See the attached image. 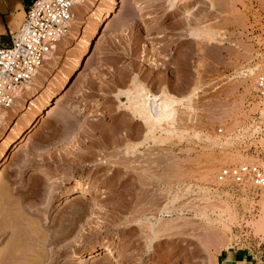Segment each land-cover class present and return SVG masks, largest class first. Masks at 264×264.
<instances>
[{"label": "rangeland", "instance_id": "1", "mask_svg": "<svg viewBox=\"0 0 264 264\" xmlns=\"http://www.w3.org/2000/svg\"><path fill=\"white\" fill-rule=\"evenodd\" d=\"M86 5L39 81L47 104L3 149L0 264H264V189L218 179L264 149V0ZM140 91L181 101L168 133L125 125Z\"/></svg>", "mask_w": 264, "mask_h": 264}, {"label": "built area", "instance_id": "2", "mask_svg": "<svg viewBox=\"0 0 264 264\" xmlns=\"http://www.w3.org/2000/svg\"><path fill=\"white\" fill-rule=\"evenodd\" d=\"M81 1L33 0L21 24L11 34L9 45L0 47V120L12 110L18 94L25 91L26 85L55 53ZM255 89L264 98V75L257 76ZM216 132L221 134L222 129ZM218 179L235 190L264 189V149L250 162L222 167Z\"/></svg>", "mask_w": 264, "mask_h": 264}, {"label": "bare ground", "instance_id": "3", "mask_svg": "<svg viewBox=\"0 0 264 264\" xmlns=\"http://www.w3.org/2000/svg\"><path fill=\"white\" fill-rule=\"evenodd\" d=\"M90 4V5H92L93 7L95 6L94 5V0H82L79 4H78V6L75 8V12H74V14H73V18H72V21H71V23H70V25H69V29H68V32H67V35L63 38V39H61L60 40V42L57 44V46L55 47V53L54 54H52V55H50V58H49V61L47 62V64H46V66H48V65H50V69H48V70H51V71H53L54 70V67H52L53 65L55 66V65H57L58 64V61H57V56L55 57V54L57 53L58 54V52H57V50L59 49V47H60V45L61 44H63V43H65V41L67 40V37H69V36H72V28H73V26H74V24H76V19H77V17H80V16H78V14L79 13H81L82 14V12H80L81 10L83 11V13L84 14H88L89 12H91L92 10L89 8V6H87L86 4ZM96 6H98V5H96ZM97 8V7H96ZM100 9V8H99ZM113 17L115 18V15H113ZM116 17H117V14H116ZM108 26L106 25V27H104V28H107ZM106 30V29H105ZM103 32H104V30H103ZM66 39V40H65ZM60 50V49H59ZM65 53H68V52H65ZM64 55V54H63ZM61 57V56H60ZM58 58H59V56H58ZM66 58V57H65ZM65 58H64V60H65ZM87 59H90L89 57L87 58ZM86 64H87V60H86V62H85ZM88 63H90V60H89V62ZM52 64V65H51ZM89 65V64H88ZM86 67H88L87 65H85ZM84 66V67H85ZM49 67V66H48ZM61 67V66H60ZM59 68V67H58ZM46 70V68L45 67H43L42 69H40L39 71H38V73L30 80V82L26 85V87H25V91H27L28 92V94L27 95H30L26 100H25V91L24 92H20L19 94H18V100L20 101H16V103L14 104V106H13V108H12V110L10 111V117H8V119H7V121H6V124L5 125H3V122H4V120H3V118L5 117V113L2 115V119L0 120V126H2V127H4V129H5V133H4V135H3V137H0V161H2L3 160V158L5 157V155L3 154V149L5 150L6 148H8L9 150H11L12 152V154H10V156L11 155H13L14 153H16V152H18L17 150L18 149H20L19 147H22V146H19L20 144H21V142H20V144L18 145V143H19V141H21L22 140V137L24 136V133L25 132H27V130L29 129V128H31L32 126H33V124H34V122H35V118L34 119H31V117H30V119H28L25 115H27L28 113L30 114V115H32L33 116V111L35 110V109H39V107H38V104H39V102L41 103V101H43L42 103V106L44 105H46L47 104V102H48V100H47V98H44V96L43 95H39L38 93H39V90H40V88H42L44 85H41L40 84V80L42 79V81L43 82H46L47 81V78L45 77V75H43L44 73H43V71H45ZM45 73H47V72H45ZM48 74V73H47ZM47 74H46V76H47ZM48 77V76H47ZM49 80H51V79H49ZM53 83V82H52ZM47 84V83H46ZM50 85H51V83H50ZM52 86V85H51ZM45 87V86H44ZM50 86H47L46 85V89H48ZM43 89V88H42ZM50 89V88H49ZM137 90V89H136ZM46 91V90H45ZM49 91V90H48ZM26 92V93H27ZM142 91H140V94L138 93V95H136L135 93H137L136 91H135V93H134V95H136L135 97H133V99H131V100H124V103H125V108H127V110L129 111L128 113H130L129 114V117H130V119H132V122L133 123H129V124H125L126 126H128L129 128H131L133 125L135 126V125H138L137 126V128L138 127H140L141 126V128H142V133H143V131H144V133H145V135H144V138H152V136L154 135V133L156 132L155 130L157 129V130H159L161 133H168L169 132V130H170V128H172L171 126L173 125L172 123H173V118H175L174 116L176 115V108H175V106L176 105H182L181 104V101H175L174 99H171V97H169V95L167 94V92L165 93L164 91L162 92V94H161V96L159 97V96H153V95H148V94H145V92L144 93H141ZM133 93V92H132ZM39 96H38V95ZM45 94V93H44ZM145 94V95H144ZM24 95V96H23ZM37 96L36 97V99L37 100H35V99H32V98H34L33 96ZM133 96V95H132ZM125 97V96H124ZM127 98V97H126ZM29 100H31L30 102H29ZM29 102V104L27 105V103ZM123 102V101H122ZM120 104H121V101H120ZM28 106V107H27ZM122 106V105H121ZM179 106V107H180ZM122 107H124V104H123V106ZM27 108V111L29 110V112L27 113V111H25L24 109H26ZM22 110H24V112L25 113H27V114H25V115H22V116H20V117H18L19 116V112H22ZM50 110V109H49ZM126 111V110H125ZM49 112L50 111H48L47 112V114L45 113V116L46 117H48V115H49ZM9 113V112H8ZM13 113V114H12ZM123 113H125V112H123ZM23 114V113H22ZM126 115V114H125ZM125 117V116H124ZM41 118V117H40ZM125 119V118H124ZM46 121V118H44V119H41V123H43V122H45ZM121 120V119H120ZM139 122H141L142 123V125L141 124H138ZM22 123H25V125H26V128L24 129L22 126ZM125 123V122H124ZM123 123V124H124ZM120 124V123H119ZM40 125H43V124H40ZM140 125V126H139ZM126 126H122V124H121V127L124 129V128H126V130L128 131H125L126 132V137L128 138V135H129V137L131 136V134H132V131L130 130V132H129V130H128V128L126 127ZM141 128H139V130L141 131ZM34 130V129H33ZM135 130V129H134ZM139 130H137V132L139 131ZM135 132L134 131V134L136 133V135H138L139 136V133H140V135L142 134L141 132ZM119 132V131H118ZM121 132V131H120ZM31 133H32V131H31ZM128 133V134H127ZM131 133V134H130ZM121 134V133H120ZM29 135V134H28ZM135 135V136H136ZM30 136V135H29ZM132 136H133V134H132ZM26 137V136H25ZM125 137V138H126ZM137 137V136H136ZM126 138V139H127ZM133 138H134V136H133ZM130 139V138H129ZM128 139V140H129ZM25 142V141H24ZM24 142H23V144H24ZM22 145V144H21ZM19 146V147H18ZM18 148V149H17ZM17 149V150H16ZM16 150V151H15ZM12 157V156H11ZM13 158V157H12ZM243 163H245V162H243ZM6 165H7V163H6ZM8 166V165H7ZM5 169H6V167H5V164H4V161L0 164V177L1 176H3V174H4V172H5ZM254 189H256V188H254ZM260 190H263V189H260ZM87 192L88 193H91L90 191H88L87 190ZM78 194V193H77ZM86 194V193H85ZM85 194L84 193H80L79 195H77L76 196V200H78V201H81V202H83V203H85L86 201H83V200H85V198L87 197V196H85ZM26 195V194H25ZM90 195V194H89ZM92 195L94 196V194L92 193ZM92 195H91V197H92ZM89 198H90V196H89ZM95 198V197H94ZM1 199V198H0ZM72 199H75V197L74 198H72ZM71 199V200H72ZM70 200V201H71ZM87 200V199H86ZM89 200H91V199H89ZM94 200H96V199H94ZM93 200V201H94ZM92 201V200H91ZM262 201V200H261ZM75 201L73 200V203H74ZM80 202V203H81ZM2 203V202H1ZM79 203V204H80ZM74 204H76V203H74ZM73 204V205H74ZM262 210H264V199H263V201H262ZM264 220V219H263ZM113 251L111 250V249H107V250H104V251H102L101 253H100V255H102V258H105V260L107 259L108 260V257H113L114 255H113ZM114 258H115V256H114ZM111 259V258H110ZM109 259V260H110ZM104 260V259H103ZM106 260V261H107Z\"/></svg>", "mask_w": 264, "mask_h": 264}, {"label": "crops", "instance_id": "4", "mask_svg": "<svg viewBox=\"0 0 264 264\" xmlns=\"http://www.w3.org/2000/svg\"><path fill=\"white\" fill-rule=\"evenodd\" d=\"M33 0H0V47L9 45L11 34L21 24L28 6ZM223 258V259H222ZM221 259L228 264H247L243 254H221Z\"/></svg>", "mask_w": 264, "mask_h": 264}]
</instances>
